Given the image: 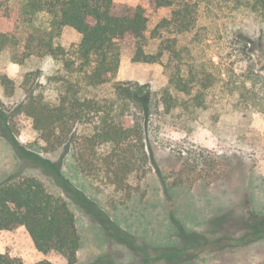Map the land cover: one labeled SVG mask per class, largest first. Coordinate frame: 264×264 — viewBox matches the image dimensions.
I'll return each instance as SVG.
<instances>
[{
	"label": "rangeland",
	"instance_id": "rangeland-1",
	"mask_svg": "<svg viewBox=\"0 0 264 264\" xmlns=\"http://www.w3.org/2000/svg\"><path fill=\"white\" fill-rule=\"evenodd\" d=\"M114 2L119 13L142 5L150 28L172 12L171 8L154 9L151 0ZM223 6L218 15L210 16L219 19L208 28L200 27L195 40L199 56L208 60L206 65L217 84L214 99L227 101L229 97L222 86L229 78V70L244 67L236 57L244 49L236 31L245 21L236 2ZM4 7L0 11V31L11 29L1 16ZM34 20L31 31L36 48L53 30L48 15ZM249 25L256 28L253 22ZM175 31L172 27L169 35L174 36ZM81 39V33L70 26L63 27L60 35L56 31L54 43L68 51L63 58L26 56L29 41L25 38L18 46L0 49V183L35 176L48 191L67 199L82 238L77 264H264V237L254 235V240L250 239L245 224L253 214H264L263 114L255 112L243 117L228 105L227 113L217 119L216 107L192 112L179 105L167 122L156 119L146 132V175L123 205L110 203L105 191L95 189L78 170L71 151L44 150L34 120L21 112L19 105L30 91L45 90V96L53 98L63 79L86 88L85 73L75 72L81 64L76 55ZM133 52L130 45H122L119 69L111 75V82L132 81L147 84L152 90L168 84L161 63L134 62ZM220 56L224 63L221 68L213 64L220 61ZM4 78L9 82L4 84ZM84 92L89 94L88 88ZM175 94L179 103L187 99ZM184 163L192 166V173H184V183L174 186ZM67 183L86 194L98 210L77 205L66 193L70 190ZM198 233L211 241L228 237L233 243L206 249L193 259V253H189L178 263L166 262L178 260L180 249L201 243ZM239 238L244 243H234ZM0 239L3 253L19 256L27 263L48 259L54 264H66V259L56 252L38 251L24 227L2 231Z\"/></svg>",
	"mask_w": 264,
	"mask_h": 264
},
{
	"label": "trees",
	"instance_id": "trees-1",
	"mask_svg": "<svg viewBox=\"0 0 264 264\" xmlns=\"http://www.w3.org/2000/svg\"><path fill=\"white\" fill-rule=\"evenodd\" d=\"M231 2H236L245 21L236 31L237 40L244 45L236 57L244 67L229 70L222 86L229 100L223 101L214 99L217 84L206 65L208 60L199 56L195 36L200 27L208 28L219 19H210L213 13L218 15L223 4ZM150 4L156 10L172 9L170 16H164L153 28L142 5L119 13L114 0H0V11L5 6L1 16L11 25V29L0 31V49L18 46L25 38L29 41L26 56L63 58L68 51L54 43L56 31L60 35L63 27L70 26L81 33L76 49L81 64L75 72L85 73L89 94L73 80L63 79L53 98L46 97L45 90L30 91L19 109L34 120L44 150L71 151L80 173L98 192L105 191L114 205L130 200L146 175L147 129L156 119L167 122L174 117L179 105L192 112L216 107L217 119L227 113L228 105L243 117L255 112L264 115V0H151ZM46 15L51 17L53 32L35 48L31 27L34 18ZM250 22L256 28L252 29ZM172 27L174 36L169 35ZM123 44L133 48L134 62L161 63L168 84L152 90L147 84L132 81L111 82V75L119 69ZM220 57L213 64L221 68L224 63ZM3 82L9 80L4 78ZM175 93L187 99L179 103ZM80 126L82 132L78 133ZM184 173H192V166L184 163L174 186L184 183ZM67 185L70 190L66 193L77 205L98 210L86 194L71 183ZM245 224L250 239L254 240V235L264 237V214H253ZM20 227L27 230L38 251L56 252L66 264L78 263L82 238L75 214L64 196L48 191L35 176L0 183V235ZM198 234L201 243L180 249L178 260L166 262L183 261L189 253H193V259L206 249L233 243L228 237L211 241ZM234 243L244 242L239 238ZM0 264L54 263L48 259L27 263L19 256L3 253L0 239Z\"/></svg>",
	"mask_w": 264,
	"mask_h": 264
}]
</instances>
